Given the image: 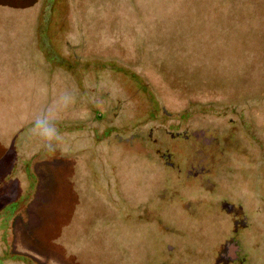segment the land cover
I'll list each match as a JSON object with an SVG mask.
<instances>
[{
  "label": "rangeland",
  "instance_id": "rangeland-1",
  "mask_svg": "<svg viewBox=\"0 0 264 264\" xmlns=\"http://www.w3.org/2000/svg\"><path fill=\"white\" fill-rule=\"evenodd\" d=\"M41 114L54 153L31 133ZM253 134L264 0H0V264H155L169 247L211 264L232 227L193 201L217 202L206 178ZM256 182L229 192L260 207ZM242 248L264 264V223Z\"/></svg>",
  "mask_w": 264,
  "mask_h": 264
},
{
  "label": "flooded vegetation",
  "instance_id": "flooded-vegetation-1",
  "mask_svg": "<svg viewBox=\"0 0 264 264\" xmlns=\"http://www.w3.org/2000/svg\"><path fill=\"white\" fill-rule=\"evenodd\" d=\"M257 137V135L253 134L251 138L252 142L248 146L236 143L234 145L233 142L230 145L226 146L222 151V153L227 152L229 155L228 157L232 158H234L232 155L238 153V151H241L243 154L242 157L244 158V161L242 159L237 160L240 161L242 165H238L233 168L229 176L221 179L219 182H217L218 179H216L215 181V178H206L207 182L210 184V187L211 185L213 186V188L211 189L210 187L204 186V184H202L201 182H198L200 185L204 186L205 190H209L208 193H214L218 197V199L217 202H212V200L207 201L206 199L194 198L193 204H207L208 208L205 210L206 214L212 213L213 206H215L216 211L227 218L232 227V230L230 231L228 237L221 241L220 244L214 248V259L212 258L211 264H246V257L242 248V241L247 237L249 228L261 229L263 226L264 216L259 215V219L257 220V222H255V220L251 216V212L247 209V207L253 213H261V209L264 207V193L257 195L256 198H261L262 203L260 207L256 208L250 203L249 205H246V203H243L241 200H238L234 197L236 195L235 193L238 194L239 190L243 189V187L240 186L246 185L245 187L248 188L252 180L253 182L256 180L257 185H261L264 189V144L258 143L260 142L259 138L257 142H254L255 138ZM229 161L235 163L236 159L235 161L229 159ZM256 164H259V166H257ZM255 168H257V170H255ZM227 173L228 172L226 171V175H228ZM186 183H188V181ZM190 183L192 185L195 184V182ZM233 185H236L237 188V192L235 191V193L234 191L232 193L229 192L230 189H234ZM169 192L172 194V200L173 196L178 193L172 190ZM186 205L190 206V201H188ZM147 208L148 207H145L144 211L145 213L150 214ZM195 214L196 212H194L191 216H194ZM157 216L159 215L156 214L155 217L157 218ZM157 220L159 222V217L157 218ZM172 255L173 250L171 247H169V259L155 264H173L170 260Z\"/></svg>",
  "mask_w": 264,
  "mask_h": 264
},
{
  "label": "clouds",
  "instance_id": "clouds-1",
  "mask_svg": "<svg viewBox=\"0 0 264 264\" xmlns=\"http://www.w3.org/2000/svg\"><path fill=\"white\" fill-rule=\"evenodd\" d=\"M67 97L68 94L65 93L62 99L66 100ZM31 133L40 141L41 147L49 153L56 152L62 142L55 118L47 114L38 115L34 119Z\"/></svg>",
  "mask_w": 264,
  "mask_h": 264
},
{
  "label": "trees",
  "instance_id": "trees-1",
  "mask_svg": "<svg viewBox=\"0 0 264 264\" xmlns=\"http://www.w3.org/2000/svg\"><path fill=\"white\" fill-rule=\"evenodd\" d=\"M241 137V136H240ZM233 138V135L231 136V141L233 140L232 139ZM242 139V138H241ZM235 143V142H234ZM231 144V143H230ZM236 144H237V142H236ZM241 152V151H240ZM228 154L227 152H223V155L224 154ZM244 153V152H243ZM164 154H166V153H160L159 155H160V158L162 159V161L164 162V159L166 158V156H164ZM170 154V156H171V153H169ZM168 155V154H167ZM171 158V157H170ZM229 159H231V157H227V160H228V163L229 164H227V162H225L224 163V165L223 166H220V167H218V166H216L217 167V169H219L220 171H221V173L223 174L224 173V178H226L227 176H229V174L231 173V171L233 170V168H235L236 166H238V165H242L241 164V162L240 161H237L236 160V162L235 163H233V162H231V161H229ZM233 160V159H232ZM235 161V160H234ZM232 163H233V165H232ZM167 164V163H166ZM219 164V163H218ZM167 165H170V162L167 164ZM229 166V168H230V172L229 173H227L228 175H226V168ZM216 167H215V169H216ZM233 167V168H232ZM229 168H227V169H229ZM215 170V172L214 173H211L210 174V176L212 175L215 179H217V177H218V170ZM205 174H207V172L205 173ZM208 174H209V172H208ZM207 174V175H208ZM5 261V260H4Z\"/></svg>",
  "mask_w": 264,
  "mask_h": 264
}]
</instances>
